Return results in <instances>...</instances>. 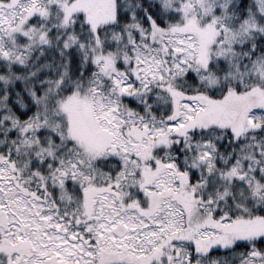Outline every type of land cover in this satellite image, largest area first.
<instances>
[{"label": "rangeland", "instance_id": "374dc122", "mask_svg": "<svg viewBox=\"0 0 264 264\" xmlns=\"http://www.w3.org/2000/svg\"><path fill=\"white\" fill-rule=\"evenodd\" d=\"M158 1L178 11L179 21L165 28L153 25L149 41L134 43L136 46L121 58L119 46L118 50L104 51L97 37L98 27L116 18L114 0H0V57L6 62L21 63L24 52L46 42L47 24L64 27L74 14L85 13L96 36L89 48L99 76L94 89H78L60 102L66 119L65 140H71V145L67 154L58 156L62 176L55 174L52 161L50 174L40 177L43 193L30 195L23 185L31 184L35 176L16 164L12 170L10 162L0 156V264H48L46 259L52 256L67 264H95L100 251L106 252L102 264H115L126 259L123 251L135 258L148 257L154 251L163 254L157 250L170 238L173 246H168L175 250L167 264H185L188 243L197 236L209 242L208 251L216 246L215 241L234 235L236 230L247 231L248 240L264 234V221L258 218L233 224L235 229L203 224L184 200L188 192L182 191L180 199L169 194L185 184L190 186L189 180H184L188 175L182 172L180 180V174L171 169H180L179 164L168 156L159 161L161 157L152 147L169 148L173 134L187 137L190 130L206 121L208 127L220 123L227 126L237 137L246 126L256 127V121L264 119V60L247 62L240 50L246 39L264 35V0H253L250 17L237 26L231 25L227 11L231 0ZM51 3L59 4L61 10H52L48 6ZM31 17L35 22L28 25ZM110 40L115 43L119 38L113 35ZM119 56L126 66L131 65L129 75L136 79L140 75L160 80L165 73L184 74L191 68L209 86L220 80L208 71L210 62L223 60L227 71L222 78L238 85L229 88L223 98L208 101L185 100L176 89L169 88L179 118L167 123L168 132L163 124L148 128V122L119 101V93L130 94L133 87L117 66ZM29 128L31 125L24 132ZM190 142L187 139L186 147L194 152L184 156L182 162L201 175L205 173L201 182L190 186L193 194L209 185L213 171L209 165L213 167L214 162L209 143ZM32 152L33 157L40 152L51 154L49 149L36 148ZM106 161L115 173L102 168L100 162ZM240 165L236 172H224L222 178L230 180L239 174ZM261 188L264 184L254 186L255 190ZM162 192L158 204L152 197ZM194 201L202 215L212 217L204 201ZM120 223L127 226L125 236L112 232ZM226 223L229 221L221 224ZM230 242L222 241L221 247ZM189 264L209 262L197 257Z\"/></svg>", "mask_w": 264, "mask_h": 264}, {"label": "trees", "instance_id": "16d2710c", "mask_svg": "<svg viewBox=\"0 0 264 264\" xmlns=\"http://www.w3.org/2000/svg\"><path fill=\"white\" fill-rule=\"evenodd\" d=\"M114 2L116 18L101 24L97 30V37L104 51L118 50L119 46L121 58L123 55L126 56L135 44L141 45L149 41L153 25L165 28L169 24L174 25L180 19L178 11L173 7L172 9L165 7L158 0H114ZM230 3L227 11L232 21L231 25L237 26L248 16L250 17L253 0H231ZM58 5L51 3L48 6L52 10L57 8L60 11ZM33 22L35 17L27 20L28 25ZM47 29V41L35 44L27 51L28 53L24 52L26 55L24 54L21 63H8L0 57V156L10 162L8 163L10 168L16 164L19 169L35 176L36 180L29 183L31 187L29 184L23 185L30 195L45 191L40 186L42 185L40 180L43 178L42 175L50 174L52 161L55 174L62 176L58 166V156L68 153L67 147L71 145V140H65L66 119L59 108L61 100L78 89H94L99 77L97 64L93 62L89 48L96 36L91 31L85 13L74 14L64 27L47 24ZM113 35L119 38L115 43L110 40ZM240 50L247 62L255 58L264 60V35L255 34L246 39ZM120 56L117 66L120 70H124L123 75L126 77L123 79L128 77L133 87L130 94L119 93V101L123 107L134 111L138 118L148 122L150 125L148 128L163 124L166 125L168 132L167 123L179 118L180 114L175 109L178 108L175 107V97L169 92V88L176 89L185 100L208 101L223 98L229 88L238 85L237 82L222 78L227 71L223 60L210 62L208 71L220 80L217 85L209 86L202 82L191 68L184 74L165 73L164 78L160 80H155L152 76L145 79L140 75L136 79L134 75H129L131 65L126 66ZM102 80L106 81L103 78ZM100 84L104 83L100 80ZM256 122L259 123L258 126L253 128L246 126L244 132L236 137L227 126L223 124L221 126L220 123L208 127L206 121L204 122L206 124L199 123L196 128L190 130L188 138L173 134L169 148H157L151 145L161 157L159 161H163V158L168 156L175 164L178 163L180 169L176 166L171 167L172 173L180 174V180L182 172L185 173L188 177L185 176L184 180H189L192 186L201 182L205 173L201 175L197 169H190L183 164L184 156L194 152L191 148H187L185 143L189 139L191 142L200 141L210 144L214 165L213 167L209 165L213 170L209 175V185L205 189H200V193L196 191L190 193L192 189L188 184L182 186V189L179 188L176 193L169 191L173 198H181L182 191L188 192L184 200L189 203V210L192 208L203 224L212 223L219 229H235L233 224L236 223L257 220V218L264 221V188L254 189L256 183L264 184L262 170L264 119ZM28 125H31L29 128L31 130L24 132V128ZM36 148L49 149L51 154L57 155L50 158L48 156L51 154L40 152L38 157H33L32 151ZM107 164H109L107 161L100 162L105 171L115 173L116 169H112ZM238 165L241 166L239 174H235L230 180L222 178V174L229 169L236 172ZM37 172L39 174H36ZM222 195L223 197L219 198ZM163 196V192L155 193L152 198L157 199L159 204ZM196 198L205 202V207L212 217L199 212L198 205L194 201ZM213 219L219 220L218 223ZM223 221L229 223L223 225L221 224ZM236 231L238 232L234 235L227 234L225 239L215 241L216 246L208 251L206 249L209 242H202L197 236L198 242L194 240L188 243L190 255L188 254L185 264L194 262L197 257L209 264H264V234L254 235V238L248 240L245 239V235H248L245 234L247 231L244 229ZM226 239L232 242L228 246L221 247V244H224L222 241ZM171 240L173 239H168L169 242L163 243L157 250L160 253L164 252L163 254L159 255L154 251L155 254L148 257L135 258L132 254H127L128 251H123L124 255H127L126 259L121 257V262L116 261V263L167 264L166 260L175 250ZM211 240L213 241V238ZM105 255V251H100L95 264L105 262ZM148 260L150 261L147 262Z\"/></svg>", "mask_w": 264, "mask_h": 264}, {"label": "water", "instance_id": "95a60500", "mask_svg": "<svg viewBox=\"0 0 264 264\" xmlns=\"http://www.w3.org/2000/svg\"><path fill=\"white\" fill-rule=\"evenodd\" d=\"M112 231L118 236H124L128 230L125 224L120 223V224H117V226L114 227Z\"/></svg>", "mask_w": 264, "mask_h": 264}, {"label": "flooded vegetation", "instance_id": "af4514ba", "mask_svg": "<svg viewBox=\"0 0 264 264\" xmlns=\"http://www.w3.org/2000/svg\"><path fill=\"white\" fill-rule=\"evenodd\" d=\"M2 217V216H1ZM0 217V218H1ZM119 256V254L118 255H116V257H118ZM54 257H56V256H52L51 258H52V260H50L49 258H47L46 259V262L48 263V264H67L65 261H61V260H59V258L58 257H56V258H54ZM59 260V261H58Z\"/></svg>", "mask_w": 264, "mask_h": 264}]
</instances>
